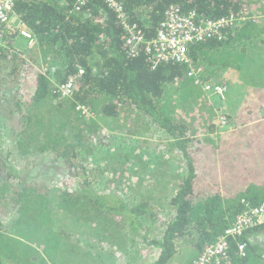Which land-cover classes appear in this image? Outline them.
Masks as SVG:
<instances>
[{
	"label": "trees",
	"instance_id": "16d2710c",
	"mask_svg": "<svg viewBox=\"0 0 264 264\" xmlns=\"http://www.w3.org/2000/svg\"><path fill=\"white\" fill-rule=\"evenodd\" d=\"M116 1L147 42L171 7L194 14L196 25L235 19L189 46L188 62L152 67L143 45L129 53L122 21L103 0H16L36 56L26 63L14 34L0 47V221L12 216L0 264H195L238 215L264 203V88L248 89L231 115L202 88L224 84L231 96L226 76L243 69L251 77L243 63L248 44L264 36V0ZM71 79L62 97L57 86ZM108 119L123 123L131 142L140 131L161 137L152 153L143 139L129 156L118 136L101 135ZM31 156L44 160L20 169ZM53 169L66 178L61 189L43 182ZM258 235L264 222L231 239L219 263L264 264Z\"/></svg>",
	"mask_w": 264,
	"mask_h": 264
},
{
	"label": "built area",
	"instance_id": "2783aa9c",
	"mask_svg": "<svg viewBox=\"0 0 264 264\" xmlns=\"http://www.w3.org/2000/svg\"><path fill=\"white\" fill-rule=\"evenodd\" d=\"M85 0H76L77 5H81ZM107 6L113 9L118 18L121 19L123 28L126 32L125 43L128 46L131 55L136 54L137 46L143 45L145 53L149 56V62L152 67L161 63L188 62L187 54L189 46L195 42H201L212 36H218L220 30L230 24L235 17L230 15L215 20L207 21L201 25L194 23V14L183 15L175 7H171L165 14V19L156 29L155 39L147 42L144 35L136 26H129L124 20L122 7L116 0H103ZM16 0H0V47L7 48V35L14 34L16 38H22L26 41V48H33L35 45L34 36L27 30L22 29L19 17L14 12ZM76 10H79L77 7ZM11 45H15L12 39ZM16 47V46H15ZM17 48V47H16ZM17 52V49L15 50ZM19 51V50H18ZM20 52V51H19ZM21 53V52H20ZM23 51V58L30 64V58H27ZM54 71V68L51 69ZM195 71L194 69L191 72ZM197 72V71H195ZM82 73V71H80ZM190 75V73L188 74ZM203 91L209 96H215L219 101L225 100L227 88L224 84L204 83ZM57 90L62 97H70L72 91V79L66 83L57 86ZM85 113V112H84ZM226 119L223 116L218 117V125H226ZM12 216L8 215L9 222ZM6 217L0 221V233L4 232ZM264 222V203L258 207L248 209L242 212L235 219V222L228 227L217 239L216 243L206 246L195 264H220L221 260L227 259V250L230 240L235 236L242 234L250 227ZM263 237H260L262 241ZM259 240V239H258ZM238 253L243 254L245 245L238 244ZM215 262V263H213ZM227 264V263H226Z\"/></svg>",
	"mask_w": 264,
	"mask_h": 264
},
{
	"label": "rangeland",
	"instance_id": "374dc122",
	"mask_svg": "<svg viewBox=\"0 0 264 264\" xmlns=\"http://www.w3.org/2000/svg\"><path fill=\"white\" fill-rule=\"evenodd\" d=\"M15 45H16V47L20 46L22 48V51L27 50V52L25 53L26 57L27 58L31 57V58H33V60H35L36 54H35L34 48L27 49L25 40H23L22 38H16L15 39ZM253 46H254V48L258 49V51L257 52L253 51V52L256 53L255 56L249 57V58H252L254 60L255 67L260 68L261 64L264 63V36L260 37V40L257 42V44L253 45ZM226 77L227 78L230 77L231 80L234 83L233 93H232L231 96L230 95L228 96V94H226L225 100L216 101V102L213 103V106L215 108H220L221 111L223 113H225L226 115H231V114H234L235 111H237L239 109V107H237V106L238 105L240 106V104H241L242 95L244 94V91L246 90L247 85L248 84L249 85H253V83L252 82H248L247 77L244 76V70L243 69H241V72L239 73V75H237V74H229V76H226ZM255 84H260V83L256 82ZM226 88H227V86H226ZM122 124L123 123H121L119 120L116 121V120H113V119H108L107 122L100 123L101 135L105 136L106 139L110 138V137H113V136H118L119 138L117 139V141L121 142L120 146H121L124 154L129 152L130 153L129 156L134 155V151L137 150L136 147L138 145L141 146V143H142L141 141L143 139H145V141H144L145 143H142L143 146H144V144H150L148 146L145 145L146 149L148 151H144V152L148 153V154L153 152L152 146H154L155 144L158 143L157 142L158 138L161 137L160 134H156V132H152L150 130L149 131H140L139 133H141V135L144 136L143 139H138V137L136 139L132 138L134 141L131 142V141L127 140L125 137H121V136H126L127 135V133H126L127 130L124 127H120V125H122ZM126 124L128 125V123H126ZM225 126H227V125H220V127L218 129L222 131L225 128ZM133 135H135V134H133ZM146 139H147V141H146ZM138 142H141V143L139 144ZM136 153H137V151H136ZM156 155H157V153L151 154V156H153V157L156 156ZM43 160H44V157L31 156V157H28L25 160L24 159L20 160L17 163V165L20 168L22 166H27L26 162H28V161L29 162L37 161V163L39 164V163L43 162ZM133 161H134V159H133ZM179 161H180V156L177 155L176 158H175V161L173 162V166L174 167H178L179 163H181V161L180 162ZM81 165H84V163H81ZM42 166H43L42 167V171L40 173H44V171H46L49 168V164L48 163L42 164ZM94 167H95V162H94ZM57 173H61V172L55 171L53 169L52 172H50L48 174H45V175H48V176L45 177L46 180H43L44 184H47L49 187L55 186V187L61 189L62 188V184H63V182L65 181L66 178L63 175L57 174ZM94 175L96 177L98 175V173L95 172ZM37 176H38V173H37ZM107 180H108V177L106 178L104 176V178L102 179V182H106ZM98 183H100V182H98ZM52 214H56V212L54 211L53 208H52ZM164 214H165V211H163V213L161 214L162 217H164ZM5 223H6L5 225L11 223V222H9L8 214L6 215ZM152 224H154V223H152ZM161 224L162 223L156 222L154 225H151L150 226L151 227V231L150 232H154L155 229L160 230ZM61 230L62 231L63 230L71 231V228L66 222H64V223H62ZM11 231H12V226L10 224V225L6 226L5 231L1 232L0 235L1 234L9 235ZM79 231L81 233L84 232V231H81V230H79ZM79 235H82V234H79Z\"/></svg>",
	"mask_w": 264,
	"mask_h": 264
},
{
	"label": "crops",
	"instance_id": "0c3cea01",
	"mask_svg": "<svg viewBox=\"0 0 264 264\" xmlns=\"http://www.w3.org/2000/svg\"><path fill=\"white\" fill-rule=\"evenodd\" d=\"M259 40H260V38L253 39L248 44V47H247V54H248V56H247L246 62L243 63V67H246V65H248V67L251 68V77L248 76V81L249 82H252L253 84L256 83L255 80H257V79H258V82L259 81H264V63H262L261 66H260V68H258V67H255L254 60L252 58H249V57L255 56L256 53L253 52V51H256V52L258 51V49L254 48L253 45H256ZM233 85H234V83H233ZM251 88H264V84H254V85H249L248 84L247 87H246V90L244 91V93L246 94V92L248 91V89H251ZM243 99L244 98L242 96V99L241 100L243 101ZM242 101H241V103H242ZM237 107H240V106L238 105ZM255 238L259 239V241H260V236L259 235L256 236ZM261 242H262V245H264V239ZM150 258L151 259H154L155 258V255L154 254H151L150 255ZM169 264H182V263H169Z\"/></svg>",
	"mask_w": 264,
	"mask_h": 264
}]
</instances>
